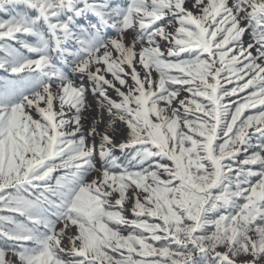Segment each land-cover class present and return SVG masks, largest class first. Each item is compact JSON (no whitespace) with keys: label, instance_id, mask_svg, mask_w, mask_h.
<instances>
[{"label":"snow or ice","instance_id":"snow-or-ice-1","mask_svg":"<svg viewBox=\"0 0 264 264\" xmlns=\"http://www.w3.org/2000/svg\"><path fill=\"white\" fill-rule=\"evenodd\" d=\"M0 73V264H264V0H0Z\"/></svg>","mask_w":264,"mask_h":264},{"label":"rangeland","instance_id":"rangeland-1","mask_svg":"<svg viewBox=\"0 0 264 264\" xmlns=\"http://www.w3.org/2000/svg\"><path fill=\"white\" fill-rule=\"evenodd\" d=\"M249 39H250L249 36H245V40L246 41L249 40ZM75 83L77 85L83 84L84 87L89 88V89L92 87V82L90 80H88L87 77L77 78ZM109 94L113 98H117L116 97V93L114 91H112L111 89L109 90ZM87 99H88L89 104L91 105V107H89L88 111L85 112V117H86L85 126H86V128L92 123L93 120H100L101 117L104 120H106L107 117H108L107 112L104 111L103 109H101L99 107V105L95 103L96 97L93 96V94L90 91L87 93ZM101 126L103 127V125H101ZM120 127H123V125L121 124ZM98 139L99 138H97V141H98ZM95 175H97V173H93L92 175H90L89 179H91L92 176H95ZM126 207H129V205H126ZM73 231H75V229H73ZM65 244L67 245V241H65Z\"/></svg>","mask_w":264,"mask_h":264},{"label":"trees","instance_id":"trees-1","mask_svg":"<svg viewBox=\"0 0 264 264\" xmlns=\"http://www.w3.org/2000/svg\"><path fill=\"white\" fill-rule=\"evenodd\" d=\"M113 3H114V4H119V5H124V4L127 3V0H126V1H123V0H113ZM0 74H2V73H0ZM231 99H232V100H239V96H237V97H232ZM258 142H259L258 139L254 141V143H258ZM114 152H115V155H117V156H119V157H125V156H127L128 154H130L131 149L125 150V151H123V152H122L121 150L115 149ZM240 158H241V159L243 158V154H241V157H240ZM146 166H147V165H145V167H146ZM0 214H2V213H0ZM126 215H128V217H129L130 219H131V218H134V217L131 215L130 212H126ZM125 234H127L126 231H125Z\"/></svg>","mask_w":264,"mask_h":264}]
</instances>
